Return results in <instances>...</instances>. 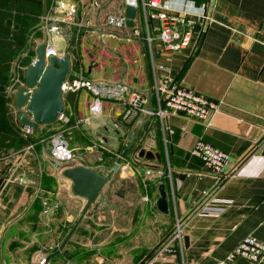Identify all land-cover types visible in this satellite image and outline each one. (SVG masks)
<instances>
[{
    "label": "crops",
    "instance_id": "0c3cea01",
    "mask_svg": "<svg viewBox=\"0 0 264 264\" xmlns=\"http://www.w3.org/2000/svg\"><path fill=\"white\" fill-rule=\"evenodd\" d=\"M59 1L81 2L85 15L92 16L98 23L106 12L120 13L119 6L122 3V0H106L95 8L91 5V0H41L38 23L28 37L30 49L34 53L32 59L35 57V47L45 41L56 54L68 53L72 61L76 54H80L79 58L87 68L86 73H91V77L113 84L122 81L131 91L150 94L151 69L143 55L144 48L134 40H118L106 35L102 37L106 42L105 49L90 45L88 47L84 40H73L72 47L66 48L65 41L56 34L65 43V49L59 53L54 48L52 34L45 36L39 26L44 15L59 17L53 10ZM167 1L176 8H190L206 2L210 20L198 44H195L196 39L193 37L189 45L179 51L164 53L159 49L155 50L157 74L173 78L179 84L219 101L221 110L214 113L207 124L197 118L169 116L166 122L173 133L168 154L156 120V129L146 137L142 147L153 154L157 153L158 157L139 158L132 151L124 156L118 167V170L121 169V176L115 185V194L123 182H127L130 188L135 186V190H125V196L114 195L125 197L122 200L126 211H130V225H127L123 239L114 241L107 247L109 263L176 264L174 251L164 252L151 259L155 250L172 231L176 218H179L184 220L182 238L177 242L181 264H253L241 257L230 260L227 257L247 235L264 242V156L261 155L264 147V0ZM9 20L12 24L6 25L14 28L15 23L12 19ZM135 24L139 26V20ZM24 52L27 54V50ZM121 56L124 57V64ZM16 62L19 61L15 59L12 64L15 66ZM159 65L164 69H159ZM12 70L13 65L9 70L11 78L14 75ZM4 88L6 89L5 86ZM150 95L151 106L155 107V95ZM88 98L89 93L85 90H80L76 98L72 95L65 97L64 111L71 118L67 138L71 146L78 148L77 156L81 159V164L102 171L108 170L130 141L127 131L132 129L136 132L144 117L138 122L134 120L125 126L120 125L123 135L116 149L105 146L108 151L102 150L103 152L96 154L100 150L95 149L90 152L85 147L92 143L83 126H91V119L97 122L98 118L104 116L111 118L113 126L119 128L117 122L121 106L119 103L116 105L114 100H103L101 114L96 119L89 117L88 124L77 128L73 125L74 120L89 116ZM11 120L20 130L17 116ZM147 127L148 124L140 130L139 138ZM34 135L39 136L36 131ZM198 138L229 154L235 167L233 176L218 188H215L218 178L204 167L200 158L190 152ZM25 146L0 154V171L10 166L9 175H0V264H38L42 256L39 250L47 242L45 239L51 241L52 237H60L70 226V222L73 224V220L77 219L85 202L72 193L71 203L79 204L77 215L76 218L72 213L66 215L65 205L69 199L65 196L64 188H70L71 181L49 161L51 158L42 146L35 145L28 151ZM82 151L91 155L88 158L82 156ZM96 155H103L99 158L103 160V165L88 163L89 157L94 158ZM157 170H163L166 174L158 176ZM8 182L10 183L5 193L1 194ZM159 184H164L167 195L166 213L156 206ZM209 194H214L215 198L226 203L223 212L217 216L193 214L194 208ZM107 197L113 207L90 210L78 226L87 230L84 223L93 222L91 217L94 216L95 219H108L112 216L118 218V215L127 218L121 214L111 194L107 193ZM38 203L42 206L40 211L35 207ZM35 215L48 224L46 232L49 233L45 237L42 235L45 228L39 231L34 227ZM109 227V233L114 234L115 222ZM184 236L188 239L186 246ZM87 247H90L91 253L95 252L94 245L91 244L66 243L48 262L82 264L83 251H87ZM260 264H264V257Z\"/></svg>",
    "mask_w": 264,
    "mask_h": 264
},
{
    "label": "built area",
    "instance_id": "2783aa9c",
    "mask_svg": "<svg viewBox=\"0 0 264 264\" xmlns=\"http://www.w3.org/2000/svg\"><path fill=\"white\" fill-rule=\"evenodd\" d=\"M105 1L91 0V5L98 8ZM128 6L135 8L133 24L130 26L127 24L129 18L126 15ZM119 8L120 13L106 12L102 21L98 23L92 16L85 15L81 2L59 1L53 8L59 17L42 16L39 29L45 36L49 34L61 36L66 43V48L72 47L73 40L75 42L84 40L83 42H86L88 47L90 45L97 46L98 49H105L106 42L102 40V37L106 35L118 40H134L140 44L144 48L143 55L151 69L149 91L150 94L155 95V107L151 106L150 94L138 90L131 91L122 81L113 84L101 78L86 76L87 68L80 60V54H76L74 61L70 57L73 74L68 76L62 84L63 99L65 102L67 95L76 98L80 90L89 93L87 101L89 116L76 118L73 125L77 128L88 124L89 117L96 119L101 114L103 100H114L116 105L119 103L121 106L120 119L117 122L119 126H125L134 120L138 122L142 117L150 115L151 118H155L159 122L161 140L168 154V145L173 133L166 122L169 116L182 115L197 118L207 124L209 118L221 110V104L219 101L199 93L194 88L179 84L173 78L158 75L154 63V52L156 49L164 53L179 51L188 46L193 37L196 39L195 44H198L210 20L209 6L204 2L190 8H176L171 6L167 0H122ZM136 20H139V26L135 24ZM49 53L58 55L52 46L45 42V56L47 57ZM120 59L124 64V57L121 56ZM15 67L17 70L5 89L8 98L7 104L12 107H14V94L24 82L23 74L26 65L16 62ZM89 67L91 69L92 63ZM158 68L164 69L162 65H159ZM27 90L29 93L32 91L30 88ZM148 102L151 106L150 111L146 109ZM70 120V116L63 109L57 121L54 122L55 126L53 125L46 131V136L39 135L37 141L28 142L25 150H32L36 144L40 143L42 149L47 150L49 157L59 164L68 166L81 164V159L77 156L78 148L71 146L67 138ZM20 132L24 138H27L34 135L35 130L29 125L20 124ZM85 149L108 151L105 145L100 142H94ZM190 152L200 158L204 167L218 178L215 188L222 186L235 173V167L232 165L229 154L201 138L194 142ZM124 156L121 161L124 160ZM167 173L170 174L168 165ZM156 174L162 176L166 173L163 170H157ZM225 204L215 198L214 194H209L194 208L193 214L217 216L223 212ZM183 221L176 218L172 231L155 250L151 260L164 252L171 251L172 246L181 241ZM55 248H57L55 244H51L48 248L42 246L39 250L42 256L38 264H49L44 252L52 251ZM235 257H241L253 264H260L264 257V242L251 235L245 236L229 253L227 259Z\"/></svg>",
    "mask_w": 264,
    "mask_h": 264
},
{
    "label": "water",
    "instance_id": "95a60500",
    "mask_svg": "<svg viewBox=\"0 0 264 264\" xmlns=\"http://www.w3.org/2000/svg\"><path fill=\"white\" fill-rule=\"evenodd\" d=\"M126 15L129 18L128 25L133 24V17L135 15V8L128 6ZM6 24L10 26L11 20H6ZM17 28V25H14ZM71 61L68 53L55 55L49 53L45 56V41L40 42L35 47V57L28 64L24 71V82L20 85L15 94L13 104L17 112V120L21 125L31 126L37 133L41 135V127L52 124L57 121L60 113L64 109V99L62 92V84L65 79L72 75ZM28 88L32 89L29 93ZM4 86H0L3 91ZM146 109L151 110L148 102ZM140 121V120H139ZM148 124L143 135L139 138L140 130ZM156 129V119L147 115L142 122H140L136 132L132 129L127 131L130 137L129 143L123 148L122 152L115 158L112 166L108 170H100L96 167H89L83 164L77 165H62L50 159L49 161L58 169L61 170L62 175L71 181V192L85 200L80 214L64 236L58 248L47 256V259L56 256L66 245L77 226L80 224L85 214L90 210L112 208L113 204L109 202L107 194H105V187L111 181L113 175L119 167L122 156L133 152L139 158L153 159L158 157L157 153H152L150 150H145L142 147L146 137ZM151 154L148 156L147 152ZM261 155L264 156V147L261 150ZM1 182V180H0ZM127 182H123L116 194L123 196L125 190H135V186L128 187ZM159 196L156 200V206L161 211L166 213L168 211V201L165 192L164 184L158 186ZM185 246L188 243L187 236L183 237ZM171 251L176 254V264H181L178 254V245L175 243Z\"/></svg>",
    "mask_w": 264,
    "mask_h": 264
},
{
    "label": "rangeland",
    "instance_id": "374dc122",
    "mask_svg": "<svg viewBox=\"0 0 264 264\" xmlns=\"http://www.w3.org/2000/svg\"><path fill=\"white\" fill-rule=\"evenodd\" d=\"M52 36H53L52 44L54 45V48L59 53L63 52L64 49H65V43L62 40L58 39L56 37L57 36L56 34H52ZM21 55L24 58L25 52H23ZM23 58H21V59H23ZM15 59H13L12 62H14ZM31 61H32V59H31ZM12 62L10 64V69H11V67L13 65L12 72H15L17 70V68L14 66V64H12ZM23 62L21 63L19 61V63L21 65L23 64ZM85 75L91 77L90 73H85ZM13 100H14V98H13ZM7 108H8V114H9L8 116L11 119L16 118V116H17L16 109L14 110V107L12 108V106H10V105H7ZM9 108L10 109L12 108V110H9ZM46 126H44L42 128V133L43 134L46 133V131L48 129H50L53 125L49 124V126L48 125H46ZM83 128H84L85 133L90 137V140H91L92 144L94 142H96V143L100 142V143H102L103 145H105L106 147H108L110 149H116V146H117V144H119L120 140L122 139V135H123V128L121 126L119 128L118 127L115 128L113 126L112 119L111 118H106L104 116H101L100 118H98L97 122H93V119H91V126H88V127L87 126H83ZM32 136H34V141L38 140V139H36V135H32ZM44 136H46V134ZM23 139L25 140V143H26L27 140L25 138H23ZM104 139L106 141H104ZM36 145L38 147L42 146L40 143H38ZM101 151L102 150L98 151L96 154H100ZM90 152H92V151H90ZM146 152H147L148 156H150L151 153L149 151H146ZM0 154H3V152H0ZM81 155L88 158V156H90L91 153H89V152L86 153V151H82ZM100 156L103 157V155L94 156L95 160H94L93 157H89L88 163L89 164H94V165H103L104 162H103V160H100L101 159ZM30 168H31V166H30ZM32 168H33V166H32ZM9 169H10L9 165L7 167H4L3 169H1V171H0L1 177L9 175ZM119 170H121V169L119 168ZM119 170L118 169L116 170V172L113 175L111 181L106 185L104 191H105V194H107V193L111 194V197H113L114 201L116 202L117 208H119V211L122 212L121 214L124 215L127 218L124 219L123 216L118 215V218L117 217L115 218L114 216H112V217H110L108 219H105V218L95 219V216H94V217H91L92 218L91 220L93 222H87L86 221L84 223L88 227L87 230H84L82 227L77 226L76 230L74 231V233L72 234L70 239L67 241V243L80 242V244H82V245H89V244L94 245V248H95V252L94 253L90 252V250H89L90 247H87V251H83L84 261L82 262V264H110L109 263L110 257H109V252L107 251V247L110 244H112L114 241L118 242L119 240L123 239L124 238L123 237L124 236V232H127V225H130V217H129L130 216L129 215L130 211L129 210L126 211V209L124 208V205H123V200H122L125 197H120V198L119 197H114V195H116L115 194V190H116V186L115 185L117 184V181H119V178L121 176V172ZM46 171L49 172L48 169ZM50 171H52V170L50 169ZM32 177H33V175L31 176V178ZM32 180L34 181V177L32 178ZM9 183L10 182H8V184L5 186L4 190L2 189L1 194L5 193V190L8 187ZM64 189H65V193H66L65 196L67 197V199H69V201L66 202V205H65L66 207H65V212L64 213L66 215L72 213V215H74L75 218H76L77 210H78L77 206L79 204L77 205L74 202L71 203V198L73 197V194H72V192H71L69 187L68 188L66 187ZM123 196H125V195H123ZM134 204H136V203H134ZM136 206H138V205L136 204ZM35 207L39 211L42 208L40 203L39 204H35ZM34 217H35L34 218V223H35L34 227H35V229H38L40 231L42 228H45V229H43V231H45V233L42 234L45 237V235L47 233H49V232H46V230L49 228L48 224L46 223V221L43 222L42 219H38L37 215H35ZM88 220H90V219H88ZM73 221L75 222V219ZM113 221L115 222V227H116L115 230L116 231H115L114 234H110L109 233V229H111V227H109V225L111 226V223ZM72 225L73 224L70 222V226H68L65 229V232L63 234H61L60 237H56V238L52 237L51 241L45 239V241H47V242H44L42 246H45L46 248H48L51 244H55V245H57V248H58V246L60 245L61 241L64 238V235H66L68 233V231H69V229L71 228ZM50 226H53V224H51ZM57 248H55L52 251L51 250L45 251L44 253L47 256L46 253L50 254V253L54 252ZM96 257H98V259H96Z\"/></svg>",
    "mask_w": 264,
    "mask_h": 264
},
{
    "label": "trees",
    "instance_id": "16d2710c",
    "mask_svg": "<svg viewBox=\"0 0 264 264\" xmlns=\"http://www.w3.org/2000/svg\"><path fill=\"white\" fill-rule=\"evenodd\" d=\"M40 11L41 0H0V86L7 87L10 83L9 70L13 59L16 58L21 63L24 61L23 65L31 62L34 53L30 49L28 37L38 23ZM7 19H12L17 28L8 27ZM25 50L27 54L23 58L21 53ZM7 100L4 91H0V152L3 154L9 149H19L34 141V136H30L25 138L27 140L25 143L20 130L8 116ZM45 134L41 129V135Z\"/></svg>",
    "mask_w": 264,
    "mask_h": 264
}]
</instances>
